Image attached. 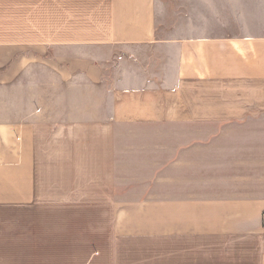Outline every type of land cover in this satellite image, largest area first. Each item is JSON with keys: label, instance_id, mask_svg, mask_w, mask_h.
<instances>
[{"label": "crops", "instance_id": "0c3cea01", "mask_svg": "<svg viewBox=\"0 0 264 264\" xmlns=\"http://www.w3.org/2000/svg\"><path fill=\"white\" fill-rule=\"evenodd\" d=\"M264 0H0V264H264Z\"/></svg>", "mask_w": 264, "mask_h": 264}, {"label": "built area", "instance_id": "2783aa9c", "mask_svg": "<svg viewBox=\"0 0 264 264\" xmlns=\"http://www.w3.org/2000/svg\"><path fill=\"white\" fill-rule=\"evenodd\" d=\"M262 231H263V237H264V214H263V217H262Z\"/></svg>", "mask_w": 264, "mask_h": 264}]
</instances>
